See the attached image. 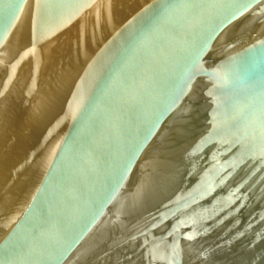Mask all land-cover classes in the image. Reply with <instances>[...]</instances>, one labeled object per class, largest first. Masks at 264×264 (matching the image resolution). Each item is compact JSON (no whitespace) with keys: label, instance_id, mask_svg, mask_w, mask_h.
<instances>
[{"label":"water","instance_id":"water-1","mask_svg":"<svg viewBox=\"0 0 264 264\" xmlns=\"http://www.w3.org/2000/svg\"><path fill=\"white\" fill-rule=\"evenodd\" d=\"M0 264H264V0H0Z\"/></svg>","mask_w":264,"mask_h":264}]
</instances>
